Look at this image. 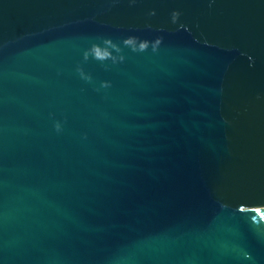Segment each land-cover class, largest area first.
<instances>
[{
	"label": "water",
	"instance_id": "obj_1",
	"mask_svg": "<svg viewBox=\"0 0 264 264\" xmlns=\"http://www.w3.org/2000/svg\"><path fill=\"white\" fill-rule=\"evenodd\" d=\"M264 0H0V264H264Z\"/></svg>",
	"mask_w": 264,
	"mask_h": 264
},
{
	"label": "bare ground",
	"instance_id": "obj_2",
	"mask_svg": "<svg viewBox=\"0 0 264 264\" xmlns=\"http://www.w3.org/2000/svg\"><path fill=\"white\" fill-rule=\"evenodd\" d=\"M262 209H264V207Z\"/></svg>",
	"mask_w": 264,
	"mask_h": 264
}]
</instances>
